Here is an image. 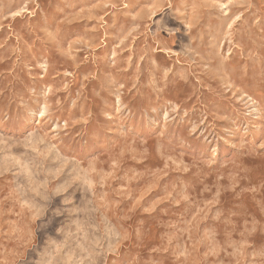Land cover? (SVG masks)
<instances>
[{
    "label": "rangeland",
    "instance_id": "374dc122",
    "mask_svg": "<svg viewBox=\"0 0 264 264\" xmlns=\"http://www.w3.org/2000/svg\"><path fill=\"white\" fill-rule=\"evenodd\" d=\"M0 264H264V0H0Z\"/></svg>",
    "mask_w": 264,
    "mask_h": 264
}]
</instances>
